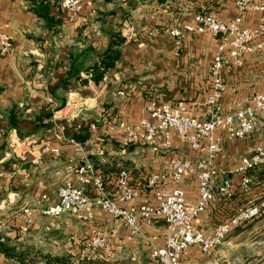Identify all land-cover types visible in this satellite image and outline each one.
Returning <instances> with one entry per match:
<instances>
[{
    "label": "crops",
    "instance_id": "1",
    "mask_svg": "<svg viewBox=\"0 0 264 264\" xmlns=\"http://www.w3.org/2000/svg\"><path fill=\"white\" fill-rule=\"evenodd\" d=\"M62 3L0 0V23L13 44L8 55L0 56V264H89L91 259L95 264H159L150 249L164 243L163 222L142 226L132 235L120 220L100 210L92 221L84 222L71 214L43 216L41 209L58 201L59 189L68 180L76 181L74 169L85 162L104 172L113 196L118 195L119 169H128L132 183L141 190L135 203L154 204L157 190L145 188L147 176L165 172L175 159L196 160L205 154L176 136L171 148L159 152L144 142L126 148L121 141L125 126L147 118L150 100L184 104L198 120L210 117V69L219 41L185 27L195 28L196 15L205 12L229 22L238 14L236 4L81 0L82 11L72 15ZM260 18L257 11L245 13L243 26L255 29ZM173 28L185 33L180 43L170 35ZM252 43L254 50L244 56L241 66L224 70L218 104L222 113H232L255 94H264V35ZM111 44L119 58L110 67L95 70ZM216 137L224 145L218 164L230 172L255 146L264 145V129L242 140L227 138L218 129ZM252 176L254 184L245 193L240 189L241 176L231 173L234 198L225 205L213 202L195 220V227L211 235L235 211L257 203L261 216L255 223L264 228V166ZM179 187L188 204L197 200L195 180L187 178ZM251 223L242 226H254ZM27 225L31 228L25 236L22 230ZM103 232L109 233L106 248L93 251L91 240ZM239 236L234 232L209 254L192 246L184 255L196 264H251L250 255H243L242 262L235 254L241 245L246 250L256 242L240 243ZM257 245L255 264H264V242Z\"/></svg>",
    "mask_w": 264,
    "mask_h": 264
},
{
    "label": "built area",
    "instance_id": "2",
    "mask_svg": "<svg viewBox=\"0 0 264 264\" xmlns=\"http://www.w3.org/2000/svg\"><path fill=\"white\" fill-rule=\"evenodd\" d=\"M232 1L238 14L229 22L219 20L212 12H205L196 15L195 28L185 27L198 34H211L219 41L210 69L212 94L208 103L213 109L210 117L198 120L189 114L184 104L150 100L146 106L147 118L136 125L125 126L121 141L126 148L144 142L159 152L171 148L172 138L176 136L182 144H189L195 151L205 150V154L196 160L175 159L165 172L147 176L145 188L157 190L154 204L149 201L135 203L141 196V190L132 183L128 169H119L116 175L118 195L113 196L104 172L93 163L85 162L74 169L76 181L68 180L63 184L58 192V202L42 210L43 216L71 214L86 222L92 221L95 211L100 210L120 220L132 235L138 234L142 226L163 222L166 228L164 243L153 244L150 249L151 258L159 264H196L185 257L184 252L188 248L195 246L202 254H209L221 247L236 228L260 216L261 206L250 203L235 211L227 221L218 223L211 235L194 225L213 202L225 205L234 198L236 191L229 177L231 173L241 176L240 189L247 193L255 181L252 173L264 166V145L255 146L241 158L240 166L233 172L218 164L224 153V145L216 137L218 129H223L227 138L240 140L264 129V94H255L245 106L232 113H222L218 108L224 70L231 71L233 67L241 66L244 56L254 50V38L264 35V0ZM62 6L72 15L82 11L81 0H63ZM256 11L261 15L257 28L244 27L243 14ZM170 35L177 43L185 38V33L179 28L171 29ZM12 46L10 36L0 23V56L8 55ZM91 127L96 128L95 125ZM187 178L198 184V198L192 204H188L186 192L179 187ZM90 190L94 191L92 195ZM24 229L25 235L27 227ZM108 241L107 232H103L91 240L90 246L93 251L102 250Z\"/></svg>",
    "mask_w": 264,
    "mask_h": 264
},
{
    "label": "rangeland",
    "instance_id": "3",
    "mask_svg": "<svg viewBox=\"0 0 264 264\" xmlns=\"http://www.w3.org/2000/svg\"><path fill=\"white\" fill-rule=\"evenodd\" d=\"M58 202V201H57ZM56 202V203H57ZM50 206H52V205H50ZM260 206V205H259ZM44 209H46V208H44ZM44 209H41V211L42 210H44ZM26 212L28 211V209L27 210H25ZM261 216V215H260ZM260 216L259 217H257L256 219H254L253 221H251V222H249V223H251V224H254V226H242V227H239V228H236L233 232H232V234L235 232V234H238V235H240L239 236V238H240V240H241V242L240 243H243V244H253L254 242H256L254 245H253V247H250L249 249H248V247H246V250L244 249V247H239V249L236 251L237 253L235 254V257H237L240 261H242V262H244V260H242V259H245V257H243V255L244 256H246L247 254L248 255H250V257H248V259H251V264H255V262H256V260L258 259V258H253V252H257L258 250H257V242H259V241H262V242H264V228H262L263 226H258V224L259 223H255V222H257L258 220L260 221ZM30 221L31 222H29V220H28V222H27V224L28 225H30V224H32V222H33V220H31L30 219ZM27 225V230H26V235L27 234H29V232H30V228H31V226H28ZM244 228V232H239L240 230H242ZM239 230V231H238ZM107 234H108V236H109V233L107 232ZM232 234H230L229 235V237L227 238V240L230 238V237H232ZM25 235V236H26ZM248 249V250H247ZM97 253V252H96ZM100 261V260H99ZM98 261V262H99ZM89 264H95V262L93 261V259H91L90 260V262H89ZM101 264H104V263H101Z\"/></svg>",
    "mask_w": 264,
    "mask_h": 264
},
{
    "label": "trees",
    "instance_id": "4",
    "mask_svg": "<svg viewBox=\"0 0 264 264\" xmlns=\"http://www.w3.org/2000/svg\"><path fill=\"white\" fill-rule=\"evenodd\" d=\"M122 40H119L121 42ZM119 58V51L113 50V45L111 44V47L109 50L104 54L103 59L101 60V65L97 66L95 70H99L100 68H108L113 64V61L115 59ZM102 74L99 73L95 75V80H99L101 78ZM14 122V121H13Z\"/></svg>",
    "mask_w": 264,
    "mask_h": 264
}]
</instances>
